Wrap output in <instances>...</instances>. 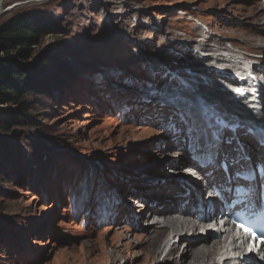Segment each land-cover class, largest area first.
I'll return each mask as SVG.
<instances>
[{"label": "rangeland", "instance_id": "obj_1", "mask_svg": "<svg viewBox=\"0 0 264 264\" xmlns=\"http://www.w3.org/2000/svg\"><path fill=\"white\" fill-rule=\"evenodd\" d=\"M6 1L20 6L0 27L20 13L40 14L57 27L43 49L58 48L66 74L34 111L43 115L32 128L0 141V264H153L150 222L138 217V206L149 205L145 189L175 183L177 172L165 160L176 168L194 162L185 143L186 98L169 102L168 81L157 74H170L183 60L180 39L221 38L215 32L264 57V37L242 31H255L264 2ZM181 10L196 21H176ZM161 59L164 71L156 68ZM173 124L187 131L174 135Z\"/></svg>", "mask_w": 264, "mask_h": 264}, {"label": "bare ground", "instance_id": "obj_2", "mask_svg": "<svg viewBox=\"0 0 264 264\" xmlns=\"http://www.w3.org/2000/svg\"><path fill=\"white\" fill-rule=\"evenodd\" d=\"M261 1L264 2V0ZM258 5L259 3L255 4L256 7ZM7 6L9 4L6 0H0L1 12ZM254 9L250 11L254 12L250 16L252 18L257 15ZM179 15L176 19L178 22L196 21L185 10L179 11ZM258 15L262 16L263 13L260 12ZM248 23L252 24L250 20ZM207 25L209 26L208 22ZM209 28L212 30L211 26ZM242 31L264 37V18L260 23H257L255 31ZM215 34L216 37L221 38L216 39L203 34L202 39L198 41L180 39V44H183L180 53L185 55L182 57L183 60L177 61L178 64L180 63L179 66H176L170 74L162 69L163 64H166L165 59H161V63L156 65L158 70H163L165 73L157 75L166 77L168 81L165 89V92L171 94L168 101L180 103L183 101L180 97L186 98L182 103L184 108L182 110L186 113L188 126L197 130L195 135L191 134L190 130L187 132L191 137L190 141L185 140L189 156H198L195 145L199 137L205 136L211 140L213 139L212 133L222 131L220 126H217L218 121L225 120L241 126L249 125L250 121H255L254 130L258 133L257 135L260 136L264 131V88L259 85V83L264 85V57L256 58L259 56L251 54L247 48L238 47L240 45H235L231 41L226 42L224 35L221 36L217 32ZM258 51L261 50L258 49ZM231 73H234L235 76H231ZM181 79L186 80L187 84L182 83ZM230 86L234 88H228ZM250 92L251 96H249ZM228 135L234 134L228 133ZM235 135H238L239 142L242 143L240 145L243 152L252 158L264 160V148H260L258 143L255 144L256 146L250 144V140L255 139L254 136H246L244 130L241 129ZM235 147L236 145L231 147L225 145V151L231 155V160L238 155L231 151V148ZM182 156L184 155L179 154L178 158L184 161ZM184 157L187 159L186 155ZM203 157L207 158L208 156L204 155ZM206 162H210L209 157ZM164 163L174 166L173 174L175 171L177 172L175 183L169 182L172 185L161 184L155 188L145 189L146 193L151 194L148 197L149 205L143 203L138 206L142 209L138 211L141 213L138 217L145 222H150L146 226L149 228V233L153 235L147 252L148 262L161 264V260L165 258L164 263L166 264H243L246 261H250V264H258V259L255 256L242 259L241 249L237 242L236 245L231 243L233 238H225V236L214 232L207 234L205 228L210 223L198 220L199 216H205L206 220L214 215L199 210L200 208L207 209L211 205L210 200L218 203L217 207L226 203L225 194L228 193L226 191L225 193L224 190L229 189L230 186H225L227 179L226 175L217 167L219 160H216L215 163L210 162V167L207 170L200 169L198 171L190 169L191 166H197L194 162L190 164L182 162L177 168L175 163L170 160H165ZM232 170L235 171V167H232ZM210 174L211 177H209ZM198 180H205V185L220 190L222 195L220 201L212 188V191L209 192L211 196L206 197L204 191L194 185V182ZM255 187L254 185V192ZM253 198H255V193ZM152 204H155L154 207ZM148 211H150L149 214H147ZM217 214H219L218 211L214 216ZM164 237L166 239L163 245L157 248L158 240Z\"/></svg>", "mask_w": 264, "mask_h": 264}, {"label": "trees", "instance_id": "obj_3", "mask_svg": "<svg viewBox=\"0 0 264 264\" xmlns=\"http://www.w3.org/2000/svg\"><path fill=\"white\" fill-rule=\"evenodd\" d=\"M10 5V4H9ZM58 35L40 14L20 13L0 27V141L31 129L39 107L66 74L57 47L43 49ZM4 163L0 157V174Z\"/></svg>", "mask_w": 264, "mask_h": 264}, {"label": "snow or ice", "instance_id": "obj_4", "mask_svg": "<svg viewBox=\"0 0 264 264\" xmlns=\"http://www.w3.org/2000/svg\"><path fill=\"white\" fill-rule=\"evenodd\" d=\"M177 116L180 117L179 125H184L185 122L182 118V114L177 113ZM222 131L219 133H212L213 139L209 140L205 136H201L196 140V154L197 155H206L209 157V161L211 163H215L216 160L221 161V167L224 165V161L228 158V153L225 152V145L231 147V145L235 142L236 147L231 148V151L238 153L236 157H233V162L236 165H240L247 169V175L250 179L255 178L256 171L261 172L264 175V160H258L255 164L252 162L251 157L241 150V145L239 142L238 135H235L241 126L239 125H229L227 122L221 121ZM177 124L172 125V131L174 135H180L187 131L185 127H181ZM196 129L192 128L190 133L195 135ZM245 135L255 136L251 129H244ZM227 133H233L234 135H226ZM258 143L264 144V131L261 132L258 137ZM223 156V159L221 157ZM237 176L240 175L238 171L236 173Z\"/></svg>", "mask_w": 264, "mask_h": 264}, {"label": "water", "instance_id": "obj_5", "mask_svg": "<svg viewBox=\"0 0 264 264\" xmlns=\"http://www.w3.org/2000/svg\"><path fill=\"white\" fill-rule=\"evenodd\" d=\"M19 6L20 5H16V4L7 6L3 12L0 11V18L4 15H8L11 11H13L15 8Z\"/></svg>", "mask_w": 264, "mask_h": 264}]
</instances>
